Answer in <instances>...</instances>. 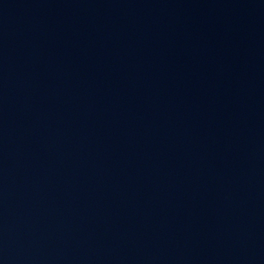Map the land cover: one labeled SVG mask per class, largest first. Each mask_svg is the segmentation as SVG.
<instances>
[{
	"label": "water",
	"instance_id": "1",
	"mask_svg": "<svg viewBox=\"0 0 264 264\" xmlns=\"http://www.w3.org/2000/svg\"><path fill=\"white\" fill-rule=\"evenodd\" d=\"M0 264H264V0H0Z\"/></svg>",
	"mask_w": 264,
	"mask_h": 264
}]
</instances>
